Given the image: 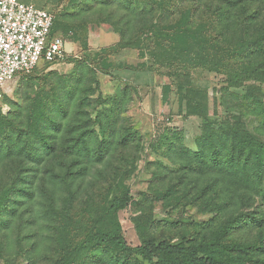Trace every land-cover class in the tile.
Listing matches in <instances>:
<instances>
[{
    "label": "rangeland",
    "instance_id": "1",
    "mask_svg": "<svg viewBox=\"0 0 264 264\" xmlns=\"http://www.w3.org/2000/svg\"><path fill=\"white\" fill-rule=\"evenodd\" d=\"M92 4L52 0L48 11L55 18L54 33L64 40L66 59L41 61L3 88L0 264H156L96 244L63 262L66 244L82 240L83 245L102 231L121 234L132 247L149 240L196 239L204 243V255L217 261L264 264V75L242 82L243 57L226 49L203 67L170 66L169 53L155 48L160 33L150 40L140 35L141 17L129 18L140 37L131 31L120 42L108 19L111 8L88 11ZM144 45L150 48L143 50ZM106 54L112 63L108 74L96 63ZM254 59L262 64L253 68L264 72V56ZM80 62L89 68L82 91L91 101L81 107L67 91L60 103H48V115L54 107L70 110L58 120L61 134L46 131V119L22 118L29 126H22L24 131L8 126L15 105L32 95L30 86L37 92L56 75L73 74ZM108 113L118 136L110 155L98 162L96 156L88 161L70 153L91 131L87 146L99 147L109 131L95 120ZM205 127L211 134L207 166L194 156ZM123 138L130 143H121ZM56 140L57 153L46 156ZM77 146L84 153V144ZM235 146L243 149V158L232 168L228 158ZM7 147H13V157ZM249 155L253 159L246 163ZM124 196L130 198L126 208L109 215L113 200Z\"/></svg>",
    "mask_w": 264,
    "mask_h": 264
},
{
    "label": "trees",
    "instance_id": "2",
    "mask_svg": "<svg viewBox=\"0 0 264 264\" xmlns=\"http://www.w3.org/2000/svg\"><path fill=\"white\" fill-rule=\"evenodd\" d=\"M98 8L101 11L105 8L112 9H110L108 19L114 27V32L119 34L120 42L127 40L131 31H135L134 33L136 34L137 30L130 28L134 26L135 19L130 20L129 18L132 16L141 17L143 24L141 23V27L139 26L138 28L141 29L139 31L140 35H143V40H150L155 35L153 33H160L161 37L156 39L155 48L160 49L161 53H169L166 56V61H168L167 64L170 66L182 69L203 67L208 64V60L213 63L211 60L213 55L219 54L221 50L226 49L227 53H233L232 57L237 54L243 57L242 68L244 77L241 80L242 82L256 81L262 79L264 75L261 66L253 68V64H262L256 63L254 59L256 54L264 56V0H163L160 2L157 0H94V4L89 6L88 11ZM118 13H121L120 18ZM54 27L51 32V38L59 36L54 33ZM137 35L136 39L140 37ZM129 44L132 45V43ZM148 48L150 47L144 45L143 50ZM109 56L106 54L100 61L96 62L97 66L105 71L104 74H108V69L112 66ZM181 60L183 64L179 65ZM87 62L86 60L85 63ZM85 63H78L73 74L69 76L59 77L56 75V81L51 78L49 83L48 81L43 82L37 92H34L33 88H31L32 86H30L29 92L32 95L26 97L24 104L15 105L16 111L10 115L8 126L24 131L23 127L27 126L29 128V126L26 123H21L22 118H34L37 121L46 119L44 120L46 131L55 130L57 134H61L62 125L58 126V120L65 115L67 116L70 110L69 108L63 110L61 107H54L48 115V103L53 100L60 103L61 96L67 91L66 94L70 97L72 103L75 104L79 100L78 105L81 107L91 101V98L84 95L82 91L84 82L89 75V68ZM237 63L239 62L237 61ZM91 89L89 88V90ZM81 94L84 96H80ZM70 106L73 105L70 104ZM103 116V119L97 117L95 121L100 127L104 128V133H106V129H108L109 133L103 135L99 147L92 151L87 146L89 136L93 132L91 131L90 134H84V136H80L75 141L76 144L74 145L76 146L69 148L71 149L70 153L78 156L84 155L88 161L93 156H96L98 162L104 161L110 155L117 141V130L112 124L110 113L103 114ZM90 123L91 120L87 122L88 127L92 126ZM210 137L211 134L208 135L205 127L197 144V152L194 154L204 166H207V145ZM122 141L124 142L121 143L126 142L127 145L130 143L127 138H123ZM57 142L56 140L55 144L48 146L46 156L51 157L57 153ZM77 144H84V153L86 155L76 150ZM8 149V155L13 157V147ZM242 152L243 149L238 146L231 150L228 158L230 167H238L240 159L243 158ZM216 153V164L220 167L223 163V151L218 148ZM252 159V155H249L246 163ZM129 201L130 198L128 196L114 199L108 208V214H118L126 208ZM81 243L82 240L70 241L62 248L60 256L63 262L68 263L81 250L96 244L100 248H114L127 257L141 258L149 263L230 264L204 255L202 249L204 243H199L196 239L189 238H183L178 243L149 240L140 246L132 247L128 245L121 234L113 231H102L92 237H87L83 245Z\"/></svg>",
    "mask_w": 264,
    "mask_h": 264
},
{
    "label": "built area",
    "instance_id": "3",
    "mask_svg": "<svg viewBox=\"0 0 264 264\" xmlns=\"http://www.w3.org/2000/svg\"><path fill=\"white\" fill-rule=\"evenodd\" d=\"M54 16L18 0H0V101L3 88L19 74L31 73L41 61L65 58L64 40L51 38Z\"/></svg>",
    "mask_w": 264,
    "mask_h": 264
},
{
    "label": "crops",
    "instance_id": "4",
    "mask_svg": "<svg viewBox=\"0 0 264 264\" xmlns=\"http://www.w3.org/2000/svg\"><path fill=\"white\" fill-rule=\"evenodd\" d=\"M24 4H33L37 8L49 10L51 8V1L52 0H18Z\"/></svg>",
    "mask_w": 264,
    "mask_h": 264
}]
</instances>
